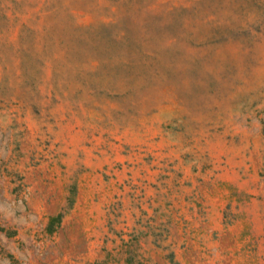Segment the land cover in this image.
<instances>
[{"label": "rangeland", "instance_id": "rangeland-1", "mask_svg": "<svg viewBox=\"0 0 264 264\" xmlns=\"http://www.w3.org/2000/svg\"><path fill=\"white\" fill-rule=\"evenodd\" d=\"M0 264H264V0H0Z\"/></svg>", "mask_w": 264, "mask_h": 264}]
</instances>
